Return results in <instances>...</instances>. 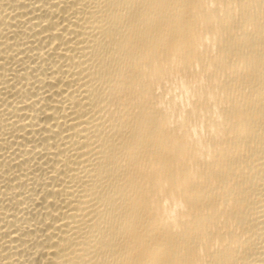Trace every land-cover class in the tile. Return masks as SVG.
Wrapping results in <instances>:
<instances>
[{"label":"bare ground","instance_id":"bare-ground-1","mask_svg":"<svg viewBox=\"0 0 264 264\" xmlns=\"http://www.w3.org/2000/svg\"><path fill=\"white\" fill-rule=\"evenodd\" d=\"M0 264H264V0H0Z\"/></svg>","mask_w":264,"mask_h":264},{"label":"clouds","instance_id":"clouds-1","mask_svg":"<svg viewBox=\"0 0 264 264\" xmlns=\"http://www.w3.org/2000/svg\"><path fill=\"white\" fill-rule=\"evenodd\" d=\"M63 27H64V25H59V27H58L55 31L59 32L60 29H62ZM205 40H206V42H208V38H207V37L205 38ZM56 43H58V42H53V45H52L53 48L56 47ZM66 47L71 48L72 45L69 44V45H67ZM57 54H58V55H59V54H63V55H66V56H71V55H72L71 52H66V51H65V46H64V45H61V46L57 49ZM197 67H198V66H197ZM54 71H55V70H54ZM59 76H60V74H59V73H56V74L52 77V82L54 83V82L59 78ZM65 79H67L66 76H65ZM176 83H177L178 86H176L175 89H174L175 95H173L172 99H173V103H174L175 105L179 106L180 111H181V118H182L183 113L186 112L188 109H191V108H192V99H193V97H192L191 92H190V90L188 89V87H187L185 81H184L182 78L179 79V80H177ZM61 87H62V85H61ZM47 113H48V115H51V114H52L50 111L47 112ZM42 126H43V125H42ZM51 126H52L51 124H48V125H47V127H49V128H51ZM197 131H198V129H197L196 127H193L192 132H193L194 135L197 133ZM203 131H204V130H203V127L201 126V127L199 128V132H200V133H203ZM60 140L62 141V140H63V137H60ZM59 150H60V143H59V142L56 144V147H55V148H49V149H48V151H49L50 153H55V152H57V151H59ZM204 158H206V159H208V160H211V159L213 158V153H212V150H211V146H208V148H207V156L204 157ZM61 159H63V157H61ZM56 168H57V170H59L60 165H57ZM56 174H57L56 171H53V172L51 173L52 176H55ZM56 191H59V189H56ZM51 203H52V202H51V200H50V201H49V204H51ZM167 203H168V202L165 201V204H167ZM176 207H179V208L182 209V208L184 207V205H183L182 202H177V203H176ZM59 214H60L59 212H52V215H53V216H58ZM173 214H174V213H173ZM50 223H52L51 218H50V217H46V218L43 220V224H41V228H43L44 225H47V224H50ZM64 223H65V221H59V222L54 223L53 226H52L51 228L48 229V231L45 233V235H47V236H52V232H53L54 230H56L57 228H60L61 225L64 224ZM57 235H59V234H57ZM50 243L53 244V245H56V244H57V238H56L55 236H52V239L50 240ZM63 244H64L63 242H59V246H63ZM217 244L219 245V241H217ZM57 250H58L57 248H48V249H46L45 251H47V253H48V257H49V258H52V255H51V254H52L54 251H57ZM201 251H202V250H201Z\"/></svg>","mask_w":264,"mask_h":264}]
</instances>
